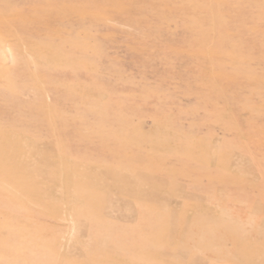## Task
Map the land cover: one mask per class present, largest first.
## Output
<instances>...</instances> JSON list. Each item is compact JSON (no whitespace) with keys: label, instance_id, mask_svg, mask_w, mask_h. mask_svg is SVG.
Segmentation results:
<instances>
[{"label":"rangeland","instance_id":"374dc122","mask_svg":"<svg viewBox=\"0 0 264 264\" xmlns=\"http://www.w3.org/2000/svg\"><path fill=\"white\" fill-rule=\"evenodd\" d=\"M0 264H264V0H0Z\"/></svg>","mask_w":264,"mask_h":264}]
</instances>
